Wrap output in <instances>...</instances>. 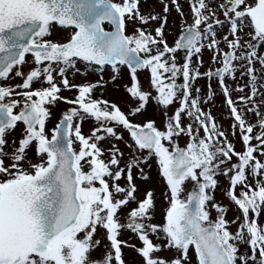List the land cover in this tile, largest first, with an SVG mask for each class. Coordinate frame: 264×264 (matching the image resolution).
I'll return each mask as SVG.
<instances>
[{
	"label": "rangeland",
	"instance_id": "obj_1",
	"mask_svg": "<svg viewBox=\"0 0 264 264\" xmlns=\"http://www.w3.org/2000/svg\"><path fill=\"white\" fill-rule=\"evenodd\" d=\"M110 1L122 13L131 48L148 61L146 69L76 59L39 63L26 54L0 78V104L13 116L0 133V189L48 165L39 142L50 141L67 117L85 205L80 224L52 254L26 255L16 264H198L193 245L178 249L167 232L170 209L187 202L197 181L205 184L202 220L219 229L229 253L237 249L238 263L261 264L264 37L248 15L256 0H231L224 9L228 0ZM190 26L199 28V38L191 50H181L179 37ZM75 34L54 23L33 42L60 46ZM230 53L235 60L218 77ZM27 101L40 117L31 131L21 121ZM126 124L155 128L160 149L140 148ZM180 148L195 167L173 185L162 170ZM253 197L258 201L251 204ZM134 215L147 219L145 229L126 225ZM250 221L262 235L257 247Z\"/></svg>",
	"mask_w": 264,
	"mask_h": 264
},
{
	"label": "water",
	"instance_id": "obj_2",
	"mask_svg": "<svg viewBox=\"0 0 264 264\" xmlns=\"http://www.w3.org/2000/svg\"><path fill=\"white\" fill-rule=\"evenodd\" d=\"M249 12L254 27L264 36V0ZM113 30L105 32L102 23ZM49 23L77 29L74 38L62 46H36ZM199 31L189 28L180 38L181 49H191ZM29 53L40 62L65 63L72 59L90 60L99 67L125 64L130 71L145 69L146 62L130 48L124 33L122 15L109 0H0V77ZM234 60L229 54L223 71ZM21 114L31 131L39 113L31 101ZM13 123L7 107L0 105V133ZM140 147L156 150L160 134L153 127L127 125ZM70 120L63 118L50 141L41 140V148L50 156L49 165L35 176L17 180L0 189V264H15L28 254L50 255L55 242L73 229L83 214L79 198L80 181L76 156L70 139ZM194 161L184 148L164 166L163 175L178 184L193 169ZM204 185L197 182L188 201L173 207L167 217V229L176 248L189 244L195 248L199 264H232L223 248L218 229L201 219ZM126 224L144 228L146 219L131 217ZM172 264H178L174 262Z\"/></svg>",
	"mask_w": 264,
	"mask_h": 264
},
{
	"label": "trees",
	"instance_id": "obj_3",
	"mask_svg": "<svg viewBox=\"0 0 264 264\" xmlns=\"http://www.w3.org/2000/svg\"><path fill=\"white\" fill-rule=\"evenodd\" d=\"M231 0H229L228 1V4L227 5H229V4H231ZM205 23H206V21H205ZM153 62V61H152ZM207 117V116H206ZM212 129L214 130V134L216 135L218 132H217V129L215 128V127H212ZM217 139V138H216ZM218 142V141H217ZM215 162V159H213L212 160V165H214L213 163ZM214 181V180H213ZM251 222H249V224H248V226H247V229L249 230L250 229V231L252 230V227H251ZM258 232V231H257ZM254 245H255V243H254ZM226 247H228L229 248V246H226ZM237 250V249H236ZM236 250H232V251H230V253L232 254V256H233V259H234V262H235V264H237L238 262H237V257L238 256H236ZM237 255H239V254H237ZM248 257H249V259L251 258V256L250 255H248ZM238 264H240V263H238Z\"/></svg>",
	"mask_w": 264,
	"mask_h": 264
}]
</instances>
